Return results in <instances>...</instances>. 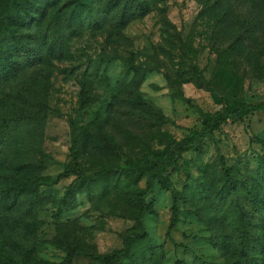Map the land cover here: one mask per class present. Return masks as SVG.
<instances>
[{
  "label": "rangeland",
  "instance_id": "obj_1",
  "mask_svg": "<svg viewBox=\"0 0 264 264\" xmlns=\"http://www.w3.org/2000/svg\"><path fill=\"white\" fill-rule=\"evenodd\" d=\"M122 247L264 264V0H0V264Z\"/></svg>",
  "mask_w": 264,
  "mask_h": 264
},
{
  "label": "trees",
  "instance_id": "obj_2",
  "mask_svg": "<svg viewBox=\"0 0 264 264\" xmlns=\"http://www.w3.org/2000/svg\"><path fill=\"white\" fill-rule=\"evenodd\" d=\"M26 55L24 56V58H28L29 57V51L26 50L25 51ZM34 62H36V60H33L29 63V65H32L34 64ZM240 108H244L246 107L245 104H241L240 106L239 105H236L234 107H232L231 109H229L227 111V115L225 118H230V119H234V120H237V119H240L242 118V116H244L246 114V111L245 112H241L240 110L242 109H239ZM224 118L219 116V117H216L213 121H212V125L214 124H217L219 122H221V120H223ZM196 141V138L193 136V135H187L179 140H171L167 143V148L170 149L172 151V155L175 154V149H184L186 147H188L189 145H192L194 144ZM74 143H72L71 145V150H74ZM66 172L67 173H75V176L76 178H79L80 180L83 178L82 177V174L79 170H76V171H73L72 169H66ZM158 175L156 173H152L148 176V178L146 179V183H145V186L141 189H139L137 192H136V197L139 199V200H142L144 195L147 194V192L149 191L150 187H151V183L152 181L157 178ZM167 186L169 187L172 195L174 196V188L170 185L167 184ZM23 190H28L30 191L31 190V187L28 186V185H21L20 186V191H23ZM145 210V205L141 202V204L139 205L138 209H137V213H136V218L138 221H141L142 220V215H143V212ZM126 252V248L125 247H122V248H118V249H115L113 250L111 253L105 255L103 257V261L104 263H109V264H120L116 261L117 257L123 253Z\"/></svg>",
  "mask_w": 264,
  "mask_h": 264
}]
</instances>
